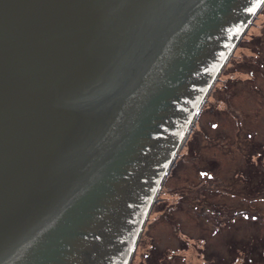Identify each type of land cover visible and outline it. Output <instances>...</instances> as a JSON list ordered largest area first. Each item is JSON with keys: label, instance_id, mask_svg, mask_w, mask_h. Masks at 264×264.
Listing matches in <instances>:
<instances>
[{"label": "water", "instance_id": "water-1", "mask_svg": "<svg viewBox=\"0 0 264 264\" xmlns=\"http://www.w3.org/2000/svg\"><path fill=\"white\" fill-rule=\"evenodd\" d=\"M264 0H0V264H130Z\"/></svg>", "mask_w": 264, "mask_h": 264}, {"label": "rangeland", "instance_id": "rangeland-1", "mask_svg": "<svg viewBox=\"0 0 264 264\" xmlns=\"http://www.w3.org/2000/svg\"><path fill=\"white\" fill-rule=\"evenodd\" d=\"M263 182L264 6L199 111L130 264H233L231 244H245L264 227L244 220L231 226L225 214L250 193L264 198ZM253 202L263 219L264 204Z\"/></svg>", "mask_w": 264, "mask_h": 264}, {"label": "flooded vegetation", "instance_id": "flooded-vegetation-1", "mask_svg": "<svg viewBox=\"0 0 264 264\" xmlns=\"http://www.w3.org/2000/svg\"><path fill=\"white\" fill-rule=\"evenodd\" d=\"M264 183V182H263ZM264 189V184L262 185ZM262 190V189H261ZM261 190H258V187L253 192L256 194L260 193ZM250 193V192H249ZM251 196H245L242 197V202L238 204V206L233 207L232 210V216L226 215V220L229 221V218H231L233 226L237 221L244 220L249 225L264 227V218H261V212L259 210H256L257 208L250 207V202L254 201V203H261L264 204V198L263 197H255L252 196V193H250ZM252 200V201H251ZM243 201L246 202L243 203ZM251 210V214H249L248 210ZM247 212V213H246ZM241 215V216H239ZM238 216V218H236ZM257 240V242H256ZM231 249L234 248L235 251L233 252V264H264V234L259 235V233L255 232L251 235V239L246 240L245 244H242L241 246H236L231 244ZM256 252V253H255Z\"/></svg>", "mask_w": 264, "mask_h": 264}, {"label": "bare ground", "instance_id": "bare-ground-1", "mask_svg": "<svg viewBox=\"0 0 264 264\" xmlns=\"http://www.w3.org/2000/svg\"><path fill=\"white\" fill-rule=\"evenodd\" d=\"M141 237V236H140ZM140 239V238H139ZM138 245V244H137ZM134 257V256H133Z\"/></svg>", "mask_w": 264, "mask_h": 264}]
</instances>
